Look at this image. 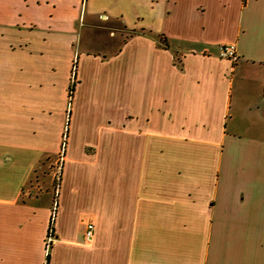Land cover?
Masks as SVG:
<instances>
[{
  "label": "crops",
  "instance_id": "0c3cea01",
  "mask_svg": "<svg viewBox=\"0 0 264 264\" xmlns=\"http://www.w3.org/2000/svg\"><path fill=\"white\" fill-rule=\"evenodd\" d=\"M87 17L115 54L75 59ZM65 130L57 199L24 197ZM47 253L264 264V0H0V264Z\"/></svg>",
  "mask_w": 264,
  "mask_h": 264
},
{
  "label": "rangeland",
  "instance_id": "374dc122",
  "mask_svg": "<svg viewBox=\"0 0 264 264\" xmlns=\"http://www.w3.org/2000/svg\"><path fill=\"white\" fill-rule=\"evenodd\" d=\"M90 19L91 18L87 17L79 26L78 37L80 43H78L77 46H74V51L76 53L75 59L79 54H83L85 51H91L107 56L115 54L118 49L121 48L120 38L110 36L109 30L104 26L94 27L92 23H97V18L94 19V21ZM107 70V68H105V71L101 70V75H107ZM86 73L89 74V69H87V67ZM104 95L107 98V95ZM100 101H107V99H101ZM61 143L58 154L54 157L44 158V160L41 161L40 166L34 170L26 185V195L24 197H37L50 193L54 201L57 199L68 143V133L66 130L63 134ZM86 151L90 152V149H86ZM53 207L56 208L55 205H53Z\"/></svg>",
  "mask_w": 264,
  "mask_h": 264
},
{
  "label": "built area",
  "instance_id": "2783aa9c",
  "mask_svg": "<svg viewBox=\"0 0 264 264\" xmlns=\"http://www.w3.org/2000/svg\"><path fill=\"white\" fill-rule=\"evenodd\" d=\"M220 58L230 60L231 62L235 63L238 60V57L236 55L235 47L233 45H222L220 47L219 52ZM56 207V204H55ZM95 231V224L93 221H86L85 222V233H84V244L90 245L93 240ZM53 242V237L50 234L47 243L48 246Z\"/></svg>",
  "mask_w": 264,
  "mask_h": 264
},
{
  "label": "trees",
  "instance_id": "16d2710c",
  "mask_svg": "<svg viewBox=\"0 0 264 264\" xmlns=\"http://www.w3.org/2000/svg\"><path fill=\"white\" fill-rule=\"evenodd\" d=\"M160 40H163L162 36H160ZM74 89H75V82L73 81L68 88V97L70 99L73 97ZM51 225H52V222L50 223V227H49L50 232L49 233H52V231H53V227ZM48 261H49V254L47 253L46 259H45V264H48Z\"/></svg>",
  "mask_w": 264,
  "mask_h": 264
}]
</instances>
